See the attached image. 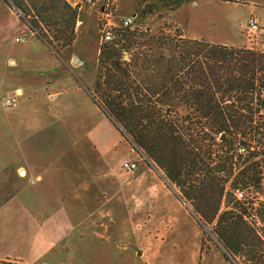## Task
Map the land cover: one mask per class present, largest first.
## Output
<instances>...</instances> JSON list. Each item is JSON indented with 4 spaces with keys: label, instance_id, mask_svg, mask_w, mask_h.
<instances>
[{
    "label": "trees",
    "instance_id": "16d2710c",
    "mask_svg": "<svg viewBox=\"0 0 264 264\" xmlns=\"http://www.w3.org/2000/svg\"><path fill=\"white\" fill-rule=\"evenodd\" d=\"M5 1L53 52L72 45L78 4ZM188 1L197 0L162 3L176 10ZM157 6L149 4L141 16ZM92 92L105 115L180 189L224 257L264 264V51L164 27H122L99 48Z\"/></svg>",
    "mask_w": 264,
    "mask_h": 264
},
{
    "label": "crops",
    "instance_id": "0c3cea01",
    "mask_svg": "<svg viewBox=\"0 0 264 264\" xmlns=\"http://www.w3.org/2000/svg\"><path fill=\"white\" fill-rule=\"evenodd\" d=\"M68 1L77 4V0ZM25 30L16 12L0 0V47L9 38L17 41L18 34ZM184 36L198 39L189 36L186 27ZM32 38L17 41L27 44L25 54L42 50L52 61L42 66L39 79L21 77L19 69L24 63L23 67L37 65L26 55L16 59L7 51L1 53L0 60V93H14L19 100L13 108H1L0 196L8 197L0 198V264H96L93 259L110 258L116 252L120 257L127 252L131 264H147L141 221L110 217L113 210L127 208V202L106 196L110 190L105 180L114 179V174L76 172L68 166L82 159L81 155H67L77 147H89L105 162L107 155L114 158V151L125 153L124 163L132 162L129 141L91 92L89 96L81 93L82 81L72 76L78 70L49 47L37 45L36 49ZM93 83L88 90L93 89ZM176 202L178 212L189 210L180 198ZM153 219L146 226L156 231L149 242L157 258L169 236L172 246L178 245V219L169 215L171 222L162 230ZM112 225L118 229L112 231ZM136 246L143 247L138 256ZM171 251L167 248L164 255L170 256Z\"/></svg>",
    "mask_w": 264,
    "mask_h": 264
},
{
    "label": "rangeland",
    "instance_id": "374dc122",
    "mask_svg": "<svg viewBox=\"0 0 264 264\" xmlns=\"http://www.w3.org/2000/svg\"><path fill=\"white\" fill-rule=\"evenodd\" d=\"M2 1L16 12L20 22L25 26L26 30L18 34L17 37L25 35L28 40L32 36L33 38L30 40H34L35 43H32V45L36 49H39L37 45L47 46V44L36 37V32H33L21 21L18 9L9 2ZM154 3L158 4L154 11L145 16H141L142 9H147L149 4ZM77 4L80 6L81 12L79 15L81 14L82 17L79 19L78 15L75 39L71 46L61 49V54L58 55L73 69L78 70L72 76L75 79H78L77 76L79 77L82 81H80L83 91L81 93L89 96L88 92L90 90L88 89L90 83L92 81L94 82L96 75V62L99 48L104 44L101 28L105 22L103 9L107 6V1L95 0L94 2H89L86 0H77ZM111 11L113 13L111 23L115 26L113 29L114 33L116 29L122 28L121 23L124 17L133 15L134 23L131 27L126 28L150 29L152 32H157L161 27H164L173 33L181 32L185 35L186 27L188 35L194 38L205 39L212 43L236 45L237 47L264 51V32H253L248 28L249 18L251 17H256L264 23V0L188 1L177 10L167 8L163 5L162 0H115ZM26 45L25 42H17L9 38L0 47V60L2 59L1 53L4 54L7 51L15 55L17 57L16 59H20L23 55H26L29 62L35 61L37 65L31 64L28 67H23L26 66L24 63L19 69V73L22 75L21 77L32 80L39 79L41 77L40 73L43 71L41 69L42 66L50 65L49 63H52V61L47 60L44 54L45 52L42 50H29L25 54ZM75 58H79L80 60L73 63ZM13 95L16 94H10V92L7 95L0 93V118L3 115L1 108H8L3 106V99ZM122 134L126 136L125 139L130 143V156H134V162L137 168L135 167L133 170L126 168L129 162H123L125 161V153L120 154L114 151V158H110L107 155L105 162L99 153L97 154L95 151L91 153L89 147H77L71 152H68L67 155L70 156H82L80 163L73 162L68 166L75 169L76 172L110 171L114 174V179L105 180L110 190L106 196L113 195L116 200L127 202V208L119 207L117 210H113L110 217L123 216L141 221V225L145 228V248L146 250L148 249L144 255L147 264H231L224 257L221 246H217V243L209 236L208 227H202L200 225L198 219L192 212L191 204L185 199V202L181 199L180 189L168 179L163 169L148 160L135 143L127 135ZM99 181L103 180L100 179ZM167 193L170 195L165 197ZM246 194L249 196V192ZM159 195L160 201L157 202ZM6 197L8 196H0L2 199ZM100 198L105 199L103 195H100ZM179 198L186 205L185 207L189 209H187V212L186 210L178 212L179 207L176 200ZM0 202L2 201L0 200ZM168 202L171 203L168 209H166ZM169 215L178 219V222H175L178 230L176 234L178 236V245L172 246L171 236H169V239H165L162 243L159 257L154 258L153 244L149 241H153V233L156 231L153 229L154 227L150 228L146 224L155 218V222L160 224L161 230L163 228L167 229V224L171 222L168 221ZM165 223L167 224L165 225ZM112 226V231L118 229L114 225ZM152 230L154 231L152 232ZM202 243H204V250H202ZM136 247V256H138V252L143 250V247ZM149 248L151 249L149 250ZM167 248L173 249L170 256H168L169 258L164 255ZM122 253L121 257L116 252L111 254L110 258H101L100 256L92 261L96 264H131V258H127L129 257V255H126L127 252Z\"/></svg>",
    "mask_w": 264,
    "mask_h": 264
},
{
    "label": "built area",
    "instance_id": "2783aa9c",
    "mask_svg": "<svg viewBox=\"0 0 264 264\" xmlns=\"http://www.w3.org/2000/svg\"><path fill=\"white\" fill-rule=\"evenodd\" d=\"M89 2H94L95 0H86ZM107 1V8L104 7V25L101 28V33H102V40L104 43L110 42L115 38V33L113 31L114 27L113 24L111 23V18L113 16V13L111 11V8L113 6V3L115 0H106ZM134 23V16H126L123 18L121 27L126 28V27H131L132 24ZM248 28L253 31V32H264V23H262L258 18L256 17H251L249 18V24ZM27 38L26 36H21L17 37V41H25ZM18 97L16 95L9 96L3 99L2 104L5 107L8 108H13L17 106L18 104ZM136 167V163L134 161L127 163L126 168L128 170H133ZM235 195L238 199H241L243 197V191L237 190L235 192Z\"/></svg>",
    "mask_w": 264,
    "mask_h": 264
},
{
    "label": "water",
    "instance_id": "95a60500",
    "mask_svg": "<svg viewBox=\"0 0 264 264\" xmlns=\"http://www.w3.org/2000/svg\"><path fill=\"white\" fill-rule=\"evenodd\" d=\"M81 17H82V16H81V14H80V15H79V19H80ZM78 60H80V59H79V58H75V59L73 60V63L77 62ZM90 92H91V94L93 93L92 90H90ZM224 136H225V135L222 134L221 139H223ZM181 199L185 202L184 198L181 197ZM192 212H193V210H192ZM193 214H194V212H193ZM207 230H209V228H208ZM223 250H225V249L223 248Z\"/></svg>",
    "mask_w": 264,
    "mask_h": 264
}]
</instances>
